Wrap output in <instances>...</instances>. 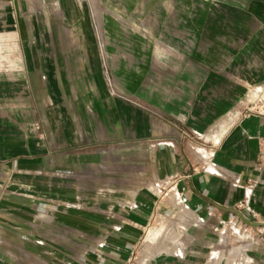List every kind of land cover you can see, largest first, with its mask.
I'll use <instances>...</instances> for the list:
<instances>
[{"label": "crops", "instance_id": "obj_1", "mask_svg": "<svg viewBox=\"0 0 264 264\" xmlns=\"http://www.w3.org/2000/svg\"><path fill=\"white\" fill-rule=\"evenodd\" d=\"M115 1L96 46L55 0H0V190L17 175L37 214L18 238L2 217L0 264H127L176 211L250 220L264 264V111H242L264 89V0Z\"/></svg>", "mask_w": 264, "mask_h": 264}, {"label": "rangeland", "instance_id": "obj_2", "mask_svg": "<svg viewBox=\"0 0 264 264\" xmlns=\"http://www.w3.org/2000/svg\"><path fill=\"white\" fill-rule=\"evenodd\" d=\"M125 4L130 2L115 1H99V0H55L54 8L59 14L62 9H68L69 12L75 16H71L76 25L82 22V18L86 16L92 26V40L96 43L99 40V24L100 14L105 11L110 14L115 9L123 10ZM124 11V10H123ZM59 18V24L63 25L66 20L62 17ZM71 22L68 19L67 25ZM72 40L79 39V34L70 33ZM82 40V39H80ZM98 55V49L96 47V56ZM62 57V54L59 55ZM77 67V66H76ZM87 67V66H86ZM98 67V66H96ZM87 72V70H86ZM264 111V89L256 96H252L251 100L245 101L242 106V111ZM10 184H7V191L4 193L0 190V200L5 203H9L10 207L7 212H0V233L6 226V232L11 236L19 237L21 230L20 222L33 220L37 214L34 212H26L22 210L21 200L24 196L22 188L18 185V176L12 174L10 176ZM9 179V177H8ZM1 184V183H0ZM31 196H34L32 194ZM44 200H52L50 193H43ZM7 217L11 222V225L5 224L1 221L2 217ZM43 220L51 217L50 211H43L39 214ZM60 219H64L62 215H59ZM64 231L65 228H63ZM138 244L130 250V263L131 264H149L152 260H155L156 264H165L163 262H173L175 264H248L249 256L246 252H249L252 248H262L256 236L252 235L250 226L244 224H237L232 226V222L221 220V223L215 221L207 222L206 220H199L196 222L193 216L186 213L174 212L170 216L165 218L155 217L150 220L145 228L143 235ZM142 235V236H143ZM6 241L0 240V245L3 246ZM60 246H65V242H60ZM16 245V244H15ZM18 246H10L13 252L17 251ZM62 248V247H60ZM170 254L167 257H155L158 254ZM70 258L67 256L59 257L58 260L50 257H43L42 259L35 260L29 255L25 260L29 264H67ZM252 260H251V263Z\"/></svg>", "mask_w": 264, "mask_h": 264}, {"label": "built area", "instance_id": "obj_3", "mask_svg": "<svg viewBox=\"0 0 264 264\" xmlns=\"http://www.w3.org/2000/svg\"><path fill=\"white\" fill-rule=\"evenodd\" d=\"M247 112H250V111H247ZM258 167L261 168V167H264V153L261 154L260 156V161L258 162ZM159 188L161 191H164L165 188H166V185L165 184H159V185H151L149 187L150 190H153L154 188ZM252 215V217H254L255 215L253 213H250ZM209 216H211V214L209 213L208 214ZM228 221L232 222V226H235L237 224H244V225H247L249 226L250 224V220H242L238 217H229L228 218ZM218 223H221V221H219ZM127 264H131L130 261L127 263Z\"/></svg>", "mask_w": 264, "mask_h": 264}]
</instances>
